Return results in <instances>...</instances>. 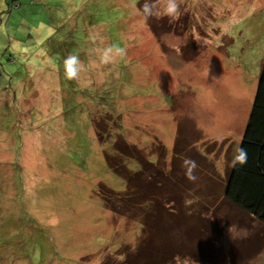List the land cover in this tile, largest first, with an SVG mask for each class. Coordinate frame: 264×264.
Instances as JSON below:
<instances>
[{
	"label": "rangeland",
	"instance_id": "374dc122",
	"mask_svg": "<svg viewBox=\"0 0 264 264\" xmlns=\"http://www.w3.org/2000/svg\"><path fill=\"white\" fill-rule=\"evenodd\" d=\"M150 2L147 16L144 0L0 5V264H159L169 247L173 264H264L262 225L223 190L264 66V0H177L173 18ZM108 47L123 52L102 60ZM133 148L151 163L127 185L106 155L135 172Z\"/></svg>",
	"mask_w": 264,
	"mask_h": 264
},
{
	"label": "trees",
	"instance_id": "16d2710c",
	"mask_svg": "<svg viewBox=\"0 0 264 264\" xmlns=\"http://www.w3.org/2000/svg\"><path fill=\"white\" fill-rule=\"evenodd\" d=\"M20 4L21 3L18 2L17 5L13 4L12 10H18L19 8H21L22 6H20ZM9 10L8 12H10ZM0 20L2 21V23H4L1 17ZM2 27H4V25H2ZM6 33H8L9 35L8 27H6ZM8 44H10V42ZM9 49L10 47L7 46L6 50H4V55L7 54L8 56H6V58L11 62L13 58ZM70 53L68 55H72ZM51 69L55 70L59 68L53 67ZM260 71L261 73L258 79V86L255 92V98L252 104V109L248 116V121L244 129V134L241 141L242 143L240 145V147L245 149L247 153V158L243 164L235 160L234 164L232 165L233 167L226 174L227 179L225 180L223 190L225 198L230 201L234 206H237L248 216H250L251 219L259 223L260 226L262 225L264 231V66L261 67ZM40 73L41 75L43 74L42 72ZM53 77L55 78V76ZM99 133L100 132L98 131V134ZM162 148L163 151L165 150V152L163 153L164 155L166 153V148ZM133 149L135 151L133 153L135 155L134 157L138 159L139 164V170L135 172L131 170L129 171L125 168H123L124 170H121L122 167L120 166V164L114 162V160L111 159V155H106V159L108 160L111 169L117 173H121L122 176L125 178L127 185H129L131 182H134V178H141L142 175L146 172V170H148L147 164L151 163L148 157L145 155V151H139L137 148ZM178 150L179 145L176 143V148L174 150L173 156L177 155ZM121 153L125 154V152L123 151ZM263 231L259 234L260 238H262V243L264 241ZM218 244H220V241H218ZM169 248V250L167 249L168 252L163 251L164 253L162 252L163 254L161 253L160 256H158L159 258H161L159 262L156 261L154 257L152 261L159 264H173V262L171 261L172 259L176 260L178 254H175L176 252L174 250V247ZM181 251L184 253L183 250ZM144 256L142 257L139 254V259H137L141 261V264H144ZM184 256L188 259H191V256H189L188 254H185ZM128 260L130 259L127 257L123 258L122 264H127ZM145 260H149V258ZM192 261H194L193 263L198 262L194 259H192ZM130 263L134 264L133 261ZM146 264L149 263L146 262Z\"/></svg>",
	"mask_w": 264,
	"mask_h": 264
},
{
	"label": "clouds",
	"instance_id": "9594fccd",
	"mask_svg": "<svg viewBox=\"0 0 264 264\" xmlns=\"http://www.w3.org/2000/svg\"><path fill=\"white\" fill-rule=\"evenodd\" d=\"M143 13L144 15H151L153 14V5L150 2V0H144V3L142 5ZM178 13V4L177 0H164L162 9L157 15L161 16H166L169 18H173L176 14ZM123 49L121 48H105L101 53V59L102 60H109L112 58L113 53H122ZM64 70H65V75L68 78H76L79 74V72L82 70L83 65L81 64L80 60L76 55H68L64 61ZM238 155L235 156V160L238 161L239 163L243 164L246 161L247 158V153L244 148L240 147L237 149ZM185 165H188V178L189 179H195L194 175H191V170L195 168V161L189 160L185 158L183 161ZM240 231L242 233H246V229L241 228Z\"/></svg>",
	"mask_w": 264,
	"mask_h": 264
},
{
	"label": "crops",
	"instance_id": "0c3cea01",
	"mask_svg": "<svg viewBox=\"0 0 264 264\" xmlns=\"http://www.w3.org/2000/svg\"><path fill=\"white\" fill-rule=\"evenodd\" d=\"M21 3L20 6H23L25 3L29 2V0H0V5L3 6L4 3H6V6L9 8L11 6V3L16 4Z\"/></svg>",
	"mask_w": 264,
	"mask_h": 264
}]
</instances>
